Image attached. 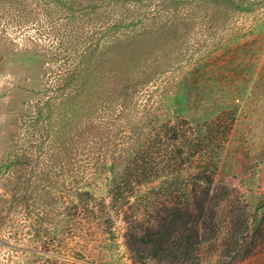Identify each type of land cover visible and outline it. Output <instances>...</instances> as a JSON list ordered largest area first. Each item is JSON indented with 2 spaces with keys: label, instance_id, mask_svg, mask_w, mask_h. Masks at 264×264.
<instances>
[{
  "label": "rangeland",
  "instance_id": "1",
  "mask_svg": "<svg viewBox=\"0 0 264 264\" xmlns=\"http://www.w3.org/2000/svg\"><path fill=\"white\" fill-rule=\"evenodd\" d=\"M140 5L0 0V264H158L133 245L148 219H125L146 201L158 222L185 199L143 187L121 208L110 191L140 150L160 177L176 167L166 128L192 137L206 121L225 142L210 221L196 251L163 264H264V0ZM191 177L187 195H203ZM85 192L109 206L112 235Z\"/></svg>",
  "mask_w": 264,
  "mask_h": 264
},
{
  "label": "trees",
  "instance_id": "2",
  "mask_svg": "<svg viewBox=\"0 0 264 264\" xmlns=\"http://www.w3.org/2000/svg\"><path fill=\"white\" fill-rule=\"evenodd\" d=\"M133 1L141 2V5L144 2H154V0ZM175 2H178V0H158V5L167 4V6H169ZM133 6L132 2L131 7ZM157 11H159V9ZM209 123L210 122L206 121L199 124L197 126V132H195V135L192 137L189 133L180 132L176 125L170 126L168 129L166 128L167 133L165 134H168L169 136L168 140L173 148L176 167H171L169 164H167L168 166L165 165L164 172L160 177L158 169L159 165L148 162L146 160L147 155H143L146 151L140 150L134 155V162H130V164L125 166L126 168L123 170L122 179L124 178L125 182L121 184L119 182L116 183L110 191L111 203L114 205L118 204L121 208L126 207V205L130 204L132 200L136 202L140 199V194L138 192L137 194L135 191L139 190V192H143V187H147L149 190H162L164 193L166 192L169 194L170 197L179 194L180 198H184L187 203L185 210L178 208V210H174L176 213H166L164 218L156 222L155 220H152V217L156 218V216L162 212H156V207L154 206L152 208L146 206V201H144L143 205H145V209L143 207L140 210L142 212L140 217L134 218L133 221L128 220V218L125 219V223L128 226H132V224H140V227L142 228L144 226L139 219L143 218V221L145 218L148 219V228L142 230L144 231L143 235L140 237L134 236L133 238V245L135 247L145 249L139 252L143 263L156 261L158 264H163L167 262L165 257H169L171 260H174L177 257L179 259L180 255L187 250L192 254L200 244L199 241L201 235L199 232V225L206 227L207 223H209L208 221H210L207 217V202L210 199V193L214 183V175L219 168L215 157L217 153H214V150L215 148L224 147L223 145L225 143L223 141L224 137L222 136V133H215L212 129V125ZM167 126H169V124H167ZM207 126L209 128L205 131L204 128ZM204 144H207V150L199 149L201 145ZM139 157L141 159H139ZM198 157L201 159V164L195 168L196 159ZM205 165L206 168H204ZM169 167L172 168V170H170ZM210 167L213 169V172L211 173V176H206L203 182V178L201 180L198 177L206 175L207 169ZM192 168L195 169V172H191ZM151 175H153L152 178L150 177ZM190 177L192 180L195 178L196 182L193 186L195 185L198 187L201 185L200 183L206 184L203 195L199 192H195L192 196L187 195L186 189L191 185L187 186L185 182L189 181ZM199 188H201V186ZM81 200L86 215L92 219L95 227L102 231H108V233L112 235L113 219L106 202L104 200L98 201L89 192H85L82 195ZM114 205H111V207L114 208ZM153 223H155L156 226H154ZM88 230L89 228H87L84 233H88ZM178 232H181L183 237H177L176 235ZM178 238L185 240L184 242H177L176 240ZM110 239L112 240V237ZM153 257H156L157 260Z\"/></svg>",
  "mask_w": 264,
  "mask_h": 264
}]
</instances>
